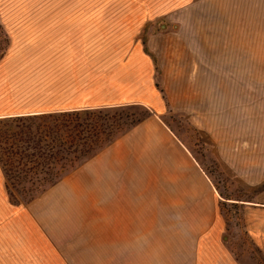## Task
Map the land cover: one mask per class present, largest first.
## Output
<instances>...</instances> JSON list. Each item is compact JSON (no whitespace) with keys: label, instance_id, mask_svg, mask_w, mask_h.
I'll list each match as a JSON object with an SVG mask.
<instances>
[{"label":"crops","instance_id":"1","mask_svg":"<svg viewBox=\"0 0 264 264\" xmlns=\"http://www.w3.org/2000/svg\"><path fill=\"white\" fill-rule=\"evenodd\" d=\"M113 1L0 0V118L149 111L25 203L10 200L0 164V264H240L214 182L164 115H187L240 179L264 182V163L247 167L237 147L264 140V0L165 8L173 29L146 33L150 0ZM245 211L264 252V188ZM161 236L190 244L150 243Z\"/></svg>","mask_w":264,"mask_h":264},{"label":"trees","instance_id":"2","mask_svg":"<svg viewBox=\"0 0 264 264\" xmlns=\"http://www.w3.org/2000/svg\"><path fill=\"white\" fill-rule=\"evenodd\" d=\"M7 44L5 37L4 49ZM3 54L4 50L0 58ZM132 106L141 105L0 118V164L5 178L13 174L17 183L29 184L22 191L27 193L28 201L33 199L149 114L147 109L138 116L130 113Z\"/></svg>","mask_w":264,"mask_h":264},{"label":"rangeland","instance_id":"3","mask_svg":"<svg viewBox=\"0 0 264 264\" xmlns=\"http://www.w3.org/2000/svg\"><path fill=\"white\" fill-rule=\"evenodd\" d=\"M151 13L149 22L145 27L144 33L153 30L162 29V25L173 29L170 24L171 17L167 13L159 14L165 8L171 9L176 5L185 4H202L206 5L209 0H150ZM123 0H114L111 4H121ZM178 16L179 14L172 13ZM141 36V35H140ZM5 37L3 30L0 28V54L5 47ZM143 106H132L129 112L137 116L145 111ZM165 121L171 129L178 135L182 142L188 147L192 155L200 163L209 177L214 182L218 191L219 211L224 222L223 242L226 249L231 252L234 259L240 264H264V252L258 247L254 238L250 235L245 221V206L256 199L257 194L261 191L262 183L249 185L230 168L225 165L216 153L215 146L210 140L208 134L199 129L190 118L183 113L168 112L164 115ZM2 124L0 123V129ZM237 144V147L244 153L247 167L251 168L253 163L255 167L262 161L264 163V140H252L250 134ZM3 146V143H0ZM5 175V174H4ZM9 198L15 203H25L28 201V195L22 191L27 183H17L16 177L5 178ZM264 184V183H263ZM27 191V190H25ZM178 240V241H177ZM151 244L159 245H189L190 238H180L174 236L151 237Z\"/></svg>","mask_w":264,"mask_h":264}]
</instances>
